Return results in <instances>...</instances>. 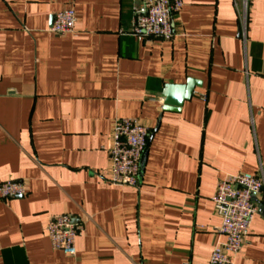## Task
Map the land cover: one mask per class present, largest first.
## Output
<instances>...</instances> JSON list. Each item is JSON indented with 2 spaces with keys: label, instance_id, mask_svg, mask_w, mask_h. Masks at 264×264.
I'll list each match as a JSON object with an SVG mask.
<instances>
[{
  "label": "crops",
  "instance_id": "obj_1",
  "mask_svg": "<svg viewBox=\"0 0 264 264\" xmlns=\"http://www.w3.org/2000/svg\"><path fill=\"white\" fill-rule=\"evenodd\" d=\"M139 0H0V264H207L227 175L264 176V0H183L169 41L132 34ZM77 15L76 35L49 31ZM196 83L177 112L166 85ZM150 129L139 188L109 183L113 122ZM235 264H264V191ZM72 216L76 257L45 229Z\"/></svg>",
  "mask_w": 264,
  "mask_h": 264
},
{
  "label": "built area",
  "instance_id": "obj_2",
  "mask_svg": "<svg viewBox=\"0 0 264 264\" xmlns=\"http://www.w3.org/2000/svg\"><path fill=\"white\" fill-rule=\"evenodd\" d=\"M183 6V0H139L134 8L131 34L139 41L150 38L172 40L176 36L174 18ZM76 21L75 10L66 9L54 15L49 31L58 36L76 35ZM150 134V129L137 119L121 118L113 122L109 183L139 188ZM263 191L264 176L261 173L227 175L218 182L213 203L222 223L215 229L217 238L207 264H235L258 212L254 199ZM26 194L27 189L21 181L9 180L0 184L1 199ZM81 231L69 215L52 218L45 229L53 249L69 257L77 255L76 241Z\"/></svg>",
  "mask_w": 264,
  "mask_h": 264
},
{
  "label": "water",
  "instance_id": "obj_3",
  "mask_svg": "<svg viewBox=\"0 0 264 264\" xmlns=\"http://www.w3.org/2000/svg\"><path fill=\"white\" fill-rule=\"evenodd\" d=\"M196 83L188 81L186 85H166L159 97L164 100V111H179L185 101H189L193 94Z\"/></svg>",
  "mask_w": 264,
  "mask_h": 264
}]
</instances>
